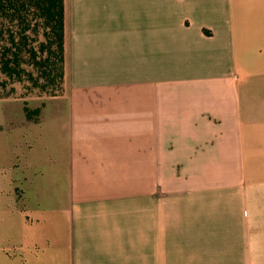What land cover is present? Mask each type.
Listing matches in <instances>:
<instances>
[{"label": "crops", "instance_id": "1", "mask_svg": "<svg viewBox=\"0 0 264 264\" xmlns=\"http://www.w3.org/2000/svg\"><path fill=\"white\" fill-rule=\"evenodd\" d=\"M49 104L34 165L159 181L77 186L33 225L5 210L0 264H264V0H64Z\"/></svg>", "mask_w": 264, "mask_h": 264}, {"label": "rangeland", "instance_id": "2", "mask_svg": "<svg viewBox=\"0 0 264 264\" xmlns=\"http://www.w3.org/2000/svg\"><path fill=\"white\" fill-rule=\"evenodd\" d=\"M24 85H15L14 92H8L9 88L0 92V222L4 219L7 223L6 211L18 210L26 224L33 225L43 215V209L55 206L59 203L62 193L82 187L85 191L116 190L123 192L141 187L139 183H132L131 180H138V172L147 170L148 186L154 185L157 181V171L160 169H128L117 168L115 184H96L101 178L92 176L97 169H85L89 176H81V180H89L91 183L75 184L69 183L72 169H66V182H60L61 169L34 165V157L30 161V155L35 149L34 139L39 130L42 129L45 120V111L52 112L47 108L49 101L54 97L38 91H28ZM65 105H56L57 108ZM24 107L30 110L39 109L37 117L29 120L25 116ZM47 108V109H45ZM84 170V169H83ZM175 169H162L164 179L173 174ZM136 173V174H135ZM137 176V177H136ZM91 179V180H90ZM93 180L95 183H93ZM143 186V184H142ZM1 203L4 204L3 209ZM21 217L14 214V220ZM7 225V224H5ZM1 228V223H0ZM5 231L0 229V241L5 234L10 232L7 227ZM26 229V226H25ZM4 235V236H3ZM9 261L12 257L17 259L19 253L8 252ZM26 259L27 255H20Z\"/></svg>", "mask_w": 264, "mask_h": 264}, {"label": "trees", "instance_id": "3", "mask_svg": "<svg viewBox=\"0 0 264 264\" xmlns=\"http://www.w3.org/2000/svg\"><path fill=\"white\" fill-rule=\"evenodd\" d=\"M64 80V0H0V92L15 85L60 95ZM27 119L39 109L24 107Z\"/></svg>", "mask_w": 264, "mask_h": 264}]
</instances>
